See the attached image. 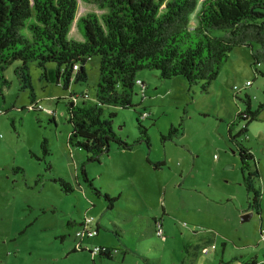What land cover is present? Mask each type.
<instances>
[{
  "label": "rangeland",
  "instance_id": "obj_1",
  "mask_svg": "<svg viewBox=\"0 0 264 264\" xmlns=\"http://www.w3.org/2000/svg\"><path fill=\"white\" fill-rule=\"evenodd\" d=\"M89 14L101 17L106 11L80 2L70 41H84L78 23ZM100 66L99 57L90 59L88 83L73 81L65 89V80L59 83L55 75L48 79L31 63L39 112L32 110V92L21 89L17 65L6 72L11 87L0 91V264L264 263V214L261 219L249 210L242 161L230 141V129L242 133L241 123L234 128L232 124L247 108L237 92L251 82L241 99L250 95L255 109L264 103V76L254 72L250 50L239 48L231 54L210 94L181 78L163 80L158 71L139 72L136 107L107 112L115 115L117 135L136 145L125 152L113 144L100 163L88 164L87 153L69 145L72 127L66 103L78 102L75 96L97 102ZM49 70L55 71L56 65L50 64ZM140 123L150 146L139 141ZM172 129L178 131L173 138ZM263 130L264 113L239 141L256 152L257 167L251 168L259 169L258 186L264 192V143L250 141ZM156 164L164 166L162 171ZM84 167L94 188L83 175ZM59 178L74 192L65 193L54 182ZM96 190L119 201L112 209ZM90 218L95 226L102 225L100 235L84 233L81 224ZM149 218L163 222L160 235L149 227ZM209 232L216 238L200 240ZM97 248L116 249L114 260L99 257ZM204 248L210 249L208 254Z\"/></svg>",
  "mask_w": 264,
  "mask_h": 264
},
{
  "label": "trees",
  "instance_id": "obj_2",
  "mask_svg": "<svg viewBox=\"0 0 264 264\" xmlns=\"http://www.w3.org/2000/svg\"><path fill=\"white\" fill-rule=\"evenodd\" d=\"M106 11L103 16L89 14L80 19L78 28L84 41H70L72 27L79 11L78 0H0V91L11 87L6 72L17 65L15 74L23 91L32 92V110L39 112L34 93L30 64L35 63L50 79L65 80V89L74 81L87 84L89 75L86 65L90 59L99 57L100 82L97 102L86 96H75L78 102L67 106V121L72 131L69 145L80 148L88 155L87 163H100L109 155L113 144L119 151H132L136 145L129 144L117 135L113 128L112 108L130 109L133 103L138 74L144 70L160 73L163 80L184 79L193 88L201 85L202 92L210 94L231 54L239 48H247L252 56V68L264 76V0H81ZM221 32L222 35H218ZM56 65L55 71L49 65ZM237 92L236 98L247 105L238 113L232 128L241 123V134L230 129V141L242 161L244 185L249 194V210L263 219V188L258 186L261 178L252 149L239 141L248 135L250 128L260 122L264 103L253 106V98ZM147 119L148 116L141 114ZM140 122V120H138ZM54 122H56L54 120ZM142 138L150 146L148 131L140 123ZM172 129L170 137L177 135ZM137 142V143H140ZM48 140L43 142L45 156H49ZM41 160V159H40ZM153 164L154 163H150ZM161 171L164 166L156 164ZM17 171H20L18 168ZM83 175L91 187L86 168ZM65 193H73L72 185L65 179L54 181ZM257 183V184H256ZM112 205L119 199L103 194ZM156 232H162L163 222L151 220ZM84 233L90 235L89 226L81 224ZM100 234L102 228L90 226ZM119 229V228H118ZM116 228L115 233L120 231ZM216 238L211 232L200 240ZM227 243H225L226 245ZM201 246L195 247L196 251ZM81 245V249H82ZM101 258L113 261L114 248H100ZM204 250V249H203ZM81 251H85L82 249ZM74 252H78L76 248ZM94 254L93 252H91ZM252 264H257L254 259Z\"/></svg>",
  "mask_w": 264,
  "mask_h": 264
},
{
  "label": "crops",
  "instance_id": "obj_3",
  "mask_svg": "<svg viewBox=\"0 0 264 264\" xmlns=\"http://www.w3.org/2000/svg\"><path fill=\"white\" fill-rule=\"evenodd\" d=\"M233 65H234V67H235V63L233 62ZM264 113V112H263ZM254 139H256L257 140V142H258V145H261V144H263L264 143V130H263V133L262 134H258L256 137L253 135V137L250 139V141H252V140H254ZM251 149V148H250ZM253 150V152H254V155H255V157H256V167H257V161H258V158H257V155H256V152L254 151V149H252ZM150 163H153V162H150ZM151 165H153V164H151ZM160 165V164H159ZM156 170H158V169H156ZM257 170H258V172H259V174H260V177H261V173H260V171H259V169L257 168ZM162 171V170H161ZM260 187V186H259ZM264 193V192H263ZM109 195V194H108ZM263 208H264V195H263ZM151 220H156V219H151V218H149V222H150V226L149 227H155L154 226V224L151 222ZM100 226H101V228H102V225L101 224H99ZM120 229V228H119ZM102 231V230H101ZM100 235V234H99ZM205 249V248H204ZM126 254V253H125ZM261 264H264V263H261Z\"/></svg>",
  "mask_w": 264,
  "mask_h": 264
},
{
  "label": "built area",
  "instance_id": "obj_4",
  "mask_svg": "<svg viewBox=\"0 0 264 264\" xmlns=\"http://www.w3.org/2000/svg\"><path fill=\"white\" fill-rule=\"evenodd\" d=\"M251 82H248L245 86H244V90H246V89H249L250 87H251ZM236 90H238V88L236 87ZM244 90H242V92L244 91ZM94 222H95V219L94 218H90V219H88L87 221H86V224L90 227V226H92V225H94ZM90 232V231H89ZM97 234H98V231H94L92 234L90 233V235H92V236H97ZM160 234H161V232H160ZM100 248H97L96 249V252L95 253H99L100 252ZM104 251L106 252V249L104 248ZM209 251H210V249H207V248H205L204 249V253L205 254H208L209 253ZM94 253V252H93Z\"/></svg>",
  "mask_w": 264,
  "mask_h": 264
},
{
  "label": "water",
  "instance_id": "obj_5",
  "mask_svg": "<svg viewBox=\"0 0 264 264\" xmlns=\"http://www.w3.org/2000/svg\"><path fill=\"white\" fill-rule=\"evenodd\" d=\"M78 1H79V3L82 2L81 0H78ZM249 216H250V217L247 218L245 221H247V220H249L251 217H253V214H250Z\"/></svg>",
  "mask_w": 264,
  "mask_h": 264
}]
</instances>
